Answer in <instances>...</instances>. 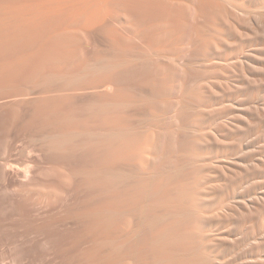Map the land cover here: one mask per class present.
I'll return each instance as SVG.
<instances>
[{
  "label": "rangeland",
  "instance_id": "rangeland-1",
  "mask_svg": "<svg viewBox=\"0 0 264 264\" xmlns=\"http://www.w3.org/2000/svg\"><path fill=\"white\" fill-rule=\"evenodd\" d=\"M81 1L82 0H0V162H1V160H4V158L6 156L5 152L8 151L9 147H11L12 145H15L17 143L16 140L18 138L24 139V144L20 143V146H21V144L22 145H28L27 141H29L30 136L35 133V131H33V130H31V128H29L30 126H32V125L41 126V125L47 123L48 121L50 123L51 122L53 123L54 118H57L56 117L57 115L55 116L51 112H48L50 109L48 108V105L45 106V102H44V100H42L43 98L46 97L45 99H49L50 96L52 97L54 95L55 89H56V91H57V89L61 91V88H63V90L61 91L62 94H59L60 91L58 92V94L55 92V95L53 97V101L51 100L52 104L55 106H57L59 103H60L59 104L60 106L62 104L61 107L59 106V108H61L60 110H62L59 113H65L64 111H67V110L70 112L71 110H73L77 106L78 107L75 108L73 111L75 112L76 109H77V111L80 110L81 106L85 105V102H88L90 97L96 95L98 92H102V89H103V91H105L104 88H97V89L94 88L93 89V87H91V85L93 84V81H96V80L98 81V80L102 79L103 76L105 77L104 73L98 74L95 72L96 73L95 74L92 72V73L88 74L86 71H84V67L87 64H95L96 63L95 58H97V56L100 53H102L103 50L106 51V49L111 48V46H112V48H115V49L117 46L118 47L117 50H119V48L121 47L120 49H121V51H124V53L126 52L124 49L128 50L126 52V53H128L129 51L130 52L132 51V47H133V49L136 48L135 45H137L139 47L141 46L140 48L139 47L136 48L139 50L141 49V52H143L142 55L143 56L145 55V57H146V59H145V57L142 56V58H144V59L143 60L141 59V62L142 61L150 62L151 63V69L146 74H144L143 72H141L140 74L138 73L139 74L138 82H140L141 80H143L145 78L146 79L150 78V81L152 83H155L158 86L160 85L159 88L160 89L162 88L161 90H163L164 93L161 92L160 96L157 95L158 97L152 93L154 95V97H153V95H151L152 98H156V99H152L151 96L148 98L149 99L151 98L152 101H150L151 99L150 100L147 99V101L148 100L150 101L151 106H152V104L156 105L157 102L159 105H161L160 107L158 105H156L157 107L154 106V108L152 106L151 110L146 109L147 111H145V113L147 112V114H148V112H149L150 114H148V115L152 116V120H151V117L149 119V116H147L148 117L147 118L145 113H143V114L141 113V115H145V118H144V116L139 115L142 117L141 120H140V118L138 119L139 116L136 119L137 123H138L137 120H139V121H141V123H144L145 126L147 127V128H145V127H143L144 125L141 124L142 125L141 127L138 126L140 128V130L143 127V129H145L147 132H150V131H152V132L150 134H148L146 131H144L146 133L144 134V136H142V140L140 141L141 144H140V142L138 144L139 146L141 145V148H139V146L137 145V148L135 147L136 148L135 151H133V150L129 151V152L133 151V155L135 157V161L133 160V162L136 164L139 163L138 164L139 166L140 165L144 166L146 163L143 164L144 162H142L143 159L145 158V156L143 157V155L146 154L145 152H147L148 154L150 153V155H148L149 156L148 160L150 161V164L152 163V165H154V163H155L156 167H157V163H158V166L159 165L161 166L163 161H165V163H163V166L165 168L171 162H173V163L175 161L179 162V160L177 161V159L178 158L180 159L181 154L183 155L182 158L184 157L183 159L181 158L183 161H185L184 159L189 157V156H191V158H193V159L187 158L186 160L189 159L190 162L195 160L194 164L199 160V162H197V163H199L198 165H200V162H201V165L198 166L199 168L204 167L206 164L207 167L205 166L203 168L204 170L202 168H200L203 171H200V169H198V168H196L197 170H192L195 166L193 164H190L191 165L190 167L191 168L193 167L191 169V171L192 172L196 171L197 173L191 174L192 172L188 171V173L193 176V178L191 176L193 181L195 179L194 185L196 182L198 183L199 180H201L200 183H198V185L196 183L197 186L195 185L194 187H196V191H197V189L200 191V192H197V195L199 196V198L202 199V201L200 199L201 203H203L202 212H203V208L205 207V205L207 203H209V204H207L208 206L206 205V207L204 208V210H205L204 212H206L207 207H208V211L204 215L206 217V220H208L209 218L212 217L210 219L212 222L210 220L206 221L207 222V228H204L205 229L204 233L209 232L208 234H210L205 240L206 241L205 245L207 244L206 248L208 251L214 250L215 253L224 254V256L222 258L224 261L230 260L229 259V257H230L231 260H234V259L236 260L239 258L237 260V262H239L240 260H242L244 258V257H242L244 251L246 252V251L250 250L251 247L244 248L246 246H243L241 248L239 247L240 249H233L231 251H230V249L234 243L235 244L239 243L243 239V236L245 235L244 232L246 230L244 229L245 231L238 232L234 235L233 234L228 235L227 234L228 231L233 233L232 230H234L235 228H237V226L242 225V224H244V226H245L246 222H247L246 227H245L246 229H248L250 227H258L259 222H260V218H258V217L264 216V199H260L261 198L260 196L264 195V111H263L264 110V53H263L264 52V19H262V17L264 18V15H263L264 14V12H263L264 11V8H263L264 7L263 6L264 0H197V1L196 0H179V2H176V3H174V2L178 1V0H175V1L172 0L173 3L170 2L171 0H169V1L168 0H163V1L161 0V2L158 0L157 1L156 0H150V4H152V5H150V4H147V5H149L148 6L149 8H150V6H152V9H149L147 6L145 7L146 4H144V2L142 3V5L144 4V8L141 4L139 5L137 3L138 4L137 6H139V7L141 6V7L140 8L138 7L139 13L135 16H133L132 12H131V9L133 7V6H131L132 0H107L108 2L106 0H105V2L103 0H94V1L88 0L90 3L87 2V0H83L82 2ZM91 1H93L94 3ZM100 1L102 2V4H100L101 3ZM133 1H134V3L137 2L135 0H133ZM142 1L143 0H141L139 2H142ZM144 1H146V0H144ZM147 1L149 2V0H147ZM164 1L167 4L169 3L170 6H169V4L166 5V3ZM230 1H231V3L236 4L237 6L243 8V9L248 8V9H246L247 11L252 9L251 11L248 12V15H246V10L241 11L238 9L239 11L243 12V14H245V15H243L242 13H240L238 11H237V13H235L236 18L238 16L240 18V20H242V21L244 20L245 25L249 21L250 28H249L248 23H247L248 26L247 25L245 26L243 23H241L242 25L239 24L240 21H239V23L237 22L239 20V18H238L236 20V22L239 24V25L237 24L238 28L235 29L236 33H234V32L232 33V31L234 29L233 30L230 29L231 27L230 26L228 27V24H227L228 22L226 23V21H225L226 19L225 20L223 19V18H225L224 14H226V12H225L226 9L229 8L228 5L230 4ZM148 2H145V3H148ZM156 2H157V4H156ZM134 3H133V5L135 7ZM83 4H87V5H83ZM94 4H95V6H94ZM105 4H106V6H105ZM155 4H156V6H155L156 8L155 7L153 8V6ZM89 5L91 6L90 8H89ZM103 5H104V7H103ZM73 6L76 8H74ZM82 6H84V7H82ZM164 6H167V7L165 8ZM101 7H103L102 8L103 11H102ZM257 7H258V9H260L262 7L261 9H263V10L260 9L258 11ZM161 8H164V9L160 10ZM104 9H107L108 11H110L109 12L110 15H108L107 14L108 11L107 10L105 11ZM144 9H145V11H144ZM254 9H255V11H254ZM155 10L158 12L159 17H158ZM127 11L128 12L130 11L129 14H127L128 13ZM102 12H106V14L102 13ZM151 12L152 13L155 12V13L152 14ZM100 13H102L103 15H101ZM148 13L150 14L149 15L150 17L147 15ZM257 13L259 15L262 13L261 14L262 16L261 15L257 16ZM89 14H91V15L89 16ZM123 14H125V15H123ZM105 15H106V17H105ZM112 15H113L114 19H113ZM122 15L125 18H122ZM141 16H142V18H141ZM146 16H148L150 19L147 18ZM154 16H156L157 18ZM243 16H245V17H243ZM101 17H103L102 20H104L102 22V24L100 23L102 21ZM98 18H99V20H98ZM95 19H97V20H95ZM260 19L262 20V22H260ZM90 20H91L92 24H91ZM123 20L125 21V23ZM126 20H128V21H126ZM157 20H158V22H157ZM222 20H224V21H222ZM97 21H100V22H97ZM139 21H140V23H139ZM163 21H165V22H163ZM245 21H247V22H245ZM95 22L99 23V24H95ZM126 22H127V25H126ZM119 23H121V24H119ZM157 23H159V24H157ZM165 23L166 24L168 23V24L165 25ZM89 24H91V25H89ZM145 25H147V26H145ZM225 27H228L229 29H227V28L224 29ZM239 27H241V28H239ZM138 29H139V31H138ZM255 29H257V30H255ZM230 30H231V33L233 35L230 32L229 33L231 35L228 32H226V31H230ZM156 31H158V33ZM166 31H167V33H166ZM220 31L222 32V35L226 32L223 35L224 37H222V38H220L221 37ZM246 31H247V33H246ZM141 34L143 37L141 36ZM124 35L127 37H125ZM146 35H147V37H146ZM161 37H163V40L161 39ZM230 37H232V38H230ZM129 38H130V40H129ZM147 39H148V41H147ZM236 39H238V40H236ZM248 40H249V42L250 41H252V42L249 43V42H247ZM260 40H262V42ZM136 41H138V43H140L141 45L140 44L138 45V43ZM235 41H236V43H238V46L235 43ZM244 41L247 43H245ZM258 41H260L261 43ZM122 42L124 45H122ZM253 42L254 43L256 42V43L254 44ZM154 43H155V45H154ZM248 43L250 45H248ZM147 44H149V45H147ZM150 44L154 48H152V47L150 48L149 47V46H151ZM203 44H204V46H203ZM245 44H247L246 45L247 47L246 46H245V48L241 47V46H244ZM160 45H161V48H160ZM207 45L208 46L210 45L209 47L211 48L209 50V52L207 51V49H209V47ZM216 45L218 47L219 46H222V48L224 47V50L220 47L218 48ZM127 46H129L128 47L129 49L127 48ZM158 46L160 48L159 50L165 51L167 53L171 52L172 55L174 54L175 56H177L179 54L178 55L179 60L181 58L182 59L180 61L179 60L178 61L181 63L176 62V64H175L174 61L170 60L169 58H168L169 60L165 59L164 57H163L164 59L162 58L163 60L160 58L161 59L160 63H162L165 66V69L164 68H163V70L161 69L162 71L160 70L161 71L160 72L157 69L158 68V66H156L157 63L155 62V60H152V58H154V57L147 55L148 52L146 53V51L149 48L151 50L152 49H158ZM259 46H262L261 49ZM122 47L124 48L123 50H122ZM155 47H157V48H155ZM205 47H207V49ZM168 48H169V50H168ZM173 48L175 49V51ZM241 48H244L245 50L241 49ZM253 48H255V49H253ZM143 49H145V50H143ZM205 49H206V51H205ZM221 49H222V51H221ZM144 51H145V53H144ZM258 51H259V53H258ZM210 52H212V53H210ZM252 52H253V54L256 53L255 55H252L253 57L251 56ZM132 53H131V55H132ZM245 53H247V54H245ZM183 54H184V56H183ZM248 54H250V55H248ZM168 55H171V54H168ZM190 55L192 56L191 60H190V57H191ZM196 55L199 56V58H197ZM220 55H221V57H220ZM246 55H248V57ZM260 55H261V57L262 56L263 57L261 58ZM193 56L194 57L196 56L195 58H197V59H195ZM206 56H208V57H206ZM245 56L247 57L248 60L246 59ZM249 56H251L250 58H252V59L249 60ZM201 57L204 59H202ZM254 57H255V59H254ZM188 58H189V60H188ZM208 58H209V60H208ZM244 60H246V61L244 63H241V61H244ZM203 61L206 63V65ZM247 61L250 63L248 64ZM228 63H229V65H228ZM246 63L248 65L252 64L251 68L248 67L246 65ZM177 64H179V65H177ZM180 64H181V66H180ZM253 64L258 65L259 66L258 69H257V67H254ZM168 65L169 66L171 65V66L169 67ZM172 66H173V68H172ZM177 66H178V68H177ZM226 66L227 67L229 66V68H226ZM245 67H248V68L246 69ZM183 68H185V69H183ZM206 68L208 69V71ZM218 68L220 69V72L222 70L224 73L223 72L219 73V71L216 72V70ZM255 68L258 71H256ZM175 69H178V70H175ZM189 69H191V71ZM205 69H206V72H205ZM227 70H229V71H227ZM244 70L246 72V75H244L245 74ZM164 71H166V72L169 71V72L168 73L165 72V74H166L165 75ZM170 71H172V72L170 73ZM212 71H214V72H212ZM261 71H263V72H261ZM174 72H175V74H174ZM180 72H182L184 74V76ZM188 73H189V75H188ZM159 74L164 75V77L166 76V78H163ZM225 74H226V77L224 76ZM94 75H96V76L98 75L99 76L98 79H96V76H94ZM185 75H187V77ZM69 78L71 80H69ZM157 78H158V80H156ZM161 78H163V82H161V80H162ZM253 78H255V79H253ZM221 79L222 80L225 79L224 80L225 82L222 81ZM209 80H210V82H209ZM67 81H69V82H67ZM203 81H204V83H202ZM217 81H219V82H217ZM221 81L224 82L225 84L229 83V85H231L232 87L230 86L229 90L225 89V87L223 88V86H225V85H223V83ZM70 82H72L75 86ZM66 83L71 85V87H69V85H67ZM163 83H165V84L162 85ZM88 84H90V85H88ZM208 84L211 85L212 87L209 86ZM65 85L68 86L69 88L68 87L65 88ZM82 85L83 86L86 85V87H83ZM168 86H169V88H168ZM75 87H77V90ZM165 87L167 90L166 89L164 90ZM170 88H171V90H170L171 92H169ZM206 88L208 91H206ZM258 88L260 91H257ZM49 89L51 92L49 91ZM69 89H70V91H71V89H73V91H71V92L67 91ZM91 89H92V91H91ZM223 90H224V92H223ZM63 91H65L66 94L68 93L71 96L73 95V97H71L69 99L70 101L69 100L66 101L67 96H66L65 92H63ZM204 91H206V92H204ZM210 92H212V93H210ZM213 92H215V94ZM219 92H220V94H217ZM221 92H223V94ZM249 92H252V93H249ZM253 92H256V94L258 93V95H256L257 98L255 97L254 99H251V95L253 94ZM166 93H168V94H166ZM230 93L232 94L231 96H230ZM43 94L44 95L46 94L45 97ZM64 94H65V96H64ZM74 94H75V96H74ZM204 94L207 96H205ZM210 94H213L214 97ZM262 94H263V96H261ZM59 95H61L62 97ZM208 95L211 97V99ZM57 96L59 97V99ZM161 96H163V97H161ZM220 96H221V98H220ZM60 97H61V99L63 97H66V98H64V100L62 101L60 99ZM182 97H183V99L188 97L189 100H191V101L193 100L195 102V104H194V102L192 101L193 105L197 106V108L193 106L192 108H195V109L190 110V111H192V113H195L193 116L195 118H192V121L194 120L195 125H193L194 123L190 122L191 126H189V127H192V129L187 127L184 131L185 136L183 138H177L178 136L181 135V133H183V131H182V128L181 129L178 128V127H180L179 121H177V123H178L177 124L175 121V117L173 116L174 117L173 118L171 116V115L175 114V110H176V107L172 106L173 105L172 101L177 100L176 98H182ZM204 97L205 98L209 97V98L205 99ZM260 97H263V99L261 98L262 101H261ZM50 99H52V98H50ZM55 99H58L59 102ZM75 99L78 101H76ZM198 99H200L199 102H201V103H198ZM202 99H205V100L203 101ZM160 100H162V102ZM170 100H171V102H170ZM222 100L224 103L222 102ZM258 101L260 102V104ZM64 102L66 103L65 105L63 104ZM206 102H207V104H206ZM166 103H168V104H166ZM171 103H172V105H171ZM254 103L256 105L259 104V106L257 105V107H255ZM75 104H76V106H75ZM150 105H149V108L151 107ZM226 105L228 108L226 107ZM253 105H254V108H252ZM169 108H171V109H169ZM178 108H179V106H178ZM213 108H215V110ZM255 108L258 109V111ZM198 109L200 110L199 112H197ZM223 109L227 110L226 113L224 112L225 110L223 111L224 112L223 114H225L224 115L225 117H223V118L226 119L225 121L224 120L223 121H224L226 127L221 128L222 129V131H221L220 129H218V125L214 124L215 122L214 123L208 122V117H209V115L212 114L211 110L213 112H219V111H222ZM194 110H195V112H193ZM151 112H152V114H151ZM153 112H156V113L159 112L158 114L154 113L158 116L156 120H155V118H153ZM229 112H230V114H229ZM259 112L262 115H260ZM160 113H161L162 117L159 116ZM236 113L239 116H236ZM48 114H50V116H53V117H50ZM204 114H207V115L205 116ZM48 116H49V118H48ZM203 117L204 118L207 117V118L202 119ZM146 119H147V121H146ZM160 119H162V120H160ZM59 121L60 120H58V122ZM152 121L153 122L155 121V123L153 124ZM93 122L94 121H92L91 123L93 124ZM201 122H203V123H201ZM230 122H232V123H230ZM60 123L62 125L65 124L62 122H60ZM227 123L229 124V126H227L228 125ZM150 124L152 126L154 125L153 127L155 128V130H153L154 128L152 126H150ZM173 125H175V126H173ZM200 125H201V127H200ZM233 125H234L235 129H234ZM65 126H66V124H65ZM95 126H96V124H95ZM95 126H94V128H95ZM171 126H173L174 128ZM230 126H231V128H230ZM75 127H74V129H77V127L76 128ZM151 127H152V130H150ZM170 127L173 129L178 128L182 132L180 131L179 135L176 132L172 133L174 130H172V132H171ZM237 127H239L240 129H237ZM243 127H245V129ZM81 128H83V127L81 126ZM81 128H79V125H78V129H81ZM90 128H92V127H90ZM168 128H169V130H168ZM95 129L97 130V128H95ZM95 129H93V131ZM156 129H158V130H156ZM165 129H167L170 132L168 133V131ZM178 129L176 130L177 132H179ZM197 129L203 130V131L201 130V136L199 133L200 131L198 132ZM205 129L207 130L206 131L207 133L205 132ZM209 129H210V131H209ZM216 129H217V132H216ZM255 129H256V131H255ZM161 130H162V132H161ZM163 130H165L166 133ZM186 130L187 131L192 130V131H188L192 134L187 133ZM238 130H240V131H238ZM242 130H243V132H242ZM230 131H231V133H230ZM195 132H197L198 134ZM203 132H204V135L207 134V136L205 135L206 137L202 136ZM170 133H172V134H170ZM186 133L189 134L190 137L188 135H186ZM208 133L211 136H208L209 135ZM222 133L224 135L225 134L226 135L224 136ZM146 134H148V136ZM153 134H154V136H153ZM160 135H163V136H160ZM164 135H166V136H164ZM194 135H197V137H195ZM236 135H237V138H236ZM256 135H257V137H256ZM145 136H147V138ZM186 136L191 138V141H193L192 140L193 137H195L197 139V141L198 140L201 141L203 137H204V139L206 138V140H205L206 142L210 138L211 139L209 140V142H207L208 145L206 142H204V139L202 140V142L195 141L197 143H202V144H198L200 146V148H199L196 145L197 143L195 144L194 141H193V143L191 142V143L185 144V142H188V140H189ZM222 136H223V139H222ZM148 137L149 138L151 137L149 139L151 142L148 140ZM161 137H163V138H161ZM207 137L209 138L208 140H207ZM253 137H254V139H253ZM184 138L185 139L187 138L188 140L187 141L184 140V142H183ZM195 138H194V140H195ZM227 138H229V139L227 140ZM178 139H181V143L182 142L184 143V145L182 144L183 146L181 145V143H177V142H180V140H178ZM215 139H217V141L218 140H222V141L227 140V141H223V142L224 143L226 142L228 145L226 143L225 144L222 143V141H221L222 144H220V141H218L219 143L216 144ZM231 139L234 140L235 142L232 141ZM25 140H27V141H25ZM146 140L148 142H145ZM163 140H164V142H163ZM175 140H177V141L175 142ZM142 141H143V143H142ZM229 141H231V142H229ZM170 142L172 143V145ZM228 142L231 144H229ZM237 142L239 143V145H237L238 144ZM150 143L152 144L153 147L150 145ZM153 143L157 148L153 145ZM156 143L157 144L161 143V147H163V148L159 149L158 147H160V146L156 145ZM164 143H166L167 145ZM209 143H211V144H209ZM145 144H147L148 146H146ZM144 145L147 147L148 150L145 149L146 147ZM186 145H187V147H185ZM176 146H178V148ZM196 146H197V148H196ZM226 146L228 149L226 148ZM235 146H236V148H237V146H239V147L241 146L244 149L240 148L241 150H238V152H240V151L241 152L237 154L236 150H234ZM170 147L172 148V150ZM184 147H185V149L186 148L188 149L187 153H186L187 149L185 150ZM88 148L89 147H85V150L89 151L90 149H88ZM151 148L153 150H150ZM154 148L158 149V150H155ZM163 150L166 152H164ZM227 150L229 152L231 150L232 152L229 153ZM242 150H244V151H242ZM193 151H196V152H193ZM129 152L127 154H129ZM140 152H142V153L144 152V153L142 154ZM157 152H158V154H157ZM173 152L176 155H173ZM176 152H178L180 154V156H178V154ZM200 152L205 156H203ZM25 153H26V155H23L20 157H14V159L17 160L19 158L18 162L19 161H20V163L23 162V164L30 160L29 162H31V164H32V167H30V171H29L30 173L28 172V174H23L24 172H22V170L20 172L18 171V169L20 170V168H18V167H17L18 168L17 169L16 167L2 168V166H0V264H68V262H69V264H83L84 262L82 260L79 261L80 257H77V256H79L80 254L83 255L84 252H82V250L84 251L85 249H88L90 247V244H92V242L90 243L86 239L88 238V240H89V238L91 237L92 234L89 235L90 231H89V234H88V231H86L87 230L86 228H88V227H86L87 225L85 226V223H84V226H82L80 221L77 220L78 221V223H77V222H75L76 220H74V218L71 219L72 217H74V215L72 214V211H73L72 209H74V211H75V209H77L76 210V212H77L79 210L76 207L77 204H78L77 205L78 207L80 206V208L83 209L84 205L90 206L89 204L92 201L94 202V203L92 202V204L95 205L96 201H97V204H99L100 202H102V200L104 201V199H101L99 197L101 199V201L99 199L94 201L95 198H92L91 199L92 201L90 200L91 202L83 199L85 196V191H86V193H88V191L92 192V190H93L92 193L95 194V193H97L98 190L96 188H93L91 190H87L84 186L85 183L82 182L81 177H76L77 176L76 173H72L73 169L81 166L80 164H82L80 162H79L80 164H78V165L74 164V163L78 162L77 161L78 159L77 160H76V158H75V160H74V158H71L72 160L66 159V161H67L66 162V161H63V158H61V157L60 158L57 157V159H56V157L51 156L50 158H48V155H46L45 153H42V152H37L34 155H30V156L28 155L27 152H25ZM88 153H90V152H88ZM162 153H163V155H162ZM194 153H197V154H195V157L192 156V155H194ZM222 153H224V154H222ZM225 153L227 154V156ZM164 154H166V156H165L166 158L164 157ZM185 154H188L189 156H187ZM190 154H192V155H190ZM228 154H229V156H228ZM241 154H244L242 159H241V156H242ZM196 155H198V156L196 157ZM201 155L203 156L204 159L199 157ZM209 155H210V157L208 159ZM216 155H217V157H216ZM221 155H223L224 157ZM239 155H240V157H239ZM141 156H142V158H141ZM169 156H170V158L173 156V158L170 159ZM177 156H178V158H177ZM156 157H158V158H156ZM226 157H228V158L226 159ZM51 158L52 159L55 158L56 160L54 161ZM89 158H90V156H89ZM146 158H145V160H146ZM175 158H177V159H175ZM219 158L222 159L223 161L222 160L217 161V159H219ZM246 158H248L249 165H248V163H245V162H247ZM243 159H246V160H243ZM251 159H253L254 162L251 161ZM64 160H65V158H64ZM92 160H93L92 161L93 164L98 162V159H95V160L92 159ZM182 160H181V163H185ZM70 161H72V162H70ZM111 161H114V160L112 159ZM235 161L237 162V164L235 163ZM208 162H210V163L208 164ZM84 163L90 164L88 162H84ZM114 163H115V161H114ZM189 163L187 161V163H186L187 166L189 165ZM222 163H223V166H220L219 164L222 165ZM87 164L86 165L84 164L83 167L84 166L86 167ZM226 164H228V165H226ZM240 164H241V167H239ZM257 164H258V166H257ZM94 165L97 166V164H94ZM98 165H99V163H98ZM172 165H169V166H172ZM224 165H225V167H224ZM90 166H92V163L90 164ZM90 166H89V168H91ZM219 166L222 167V169ZM226 166L227 167L229 166V167L227 168ZM255 166H256V168H255ZM196 167H197V164H196ZM223 167H224V169H223ZM233 167H235V168H233ZM258 167H259V169H258ZM260 167H262V168H260ZM12 168H14V169H12ZM86 168H88V167H86ZM226 168H227V170H226ZM187 169H189V167H187ZM219 169H220V171H219ZM239 169L241 170V172ZM260 169H262V170H260ZM76 171H77V169H76ZM76 171H74V172H76ZM223 172H225L226 174H224ZM239 172H240V174H239ZM236 174H238V175L243 174V176H248V174H249L248 177L250 178V180L248 177H247V180H249L251 182L246 181L244 183L245 186L241 185V187L236 188V190L234 191V189H232L230 187V181L229 180H231L233 177L238 178L239 176ZM251 174L252 175L254 174L253 175L254 177ZM25 175H26V177H25ZM28 175H29V177H27ZM74 175H76V176H74ZM202 175L204 176L203 178L205 180L199 179V178H202ZM228 176H229V178H228ZM196 178H198V179L196 180ZM192 179H190V180H192ZM253 179H254V181H253ZM256 182L258 185L256 184ZM222 183L224 184V186ZM228 183H229V185H227ZM78 184L81 188L78 186ZM202 184H204V185H202ZM205 185H207V186H205ZM82 186L84 188H82ZM87 186L89 187V185H86V187ZM202 186H204V188ZM242 186H243V188L244 187L245 188L243 189ZM78 187H79V190H78ZM197 187H199V188H197ZM200 188H201V190H200ZM213 188H215L216 190L214 189L215 190L214 191ZM217 188L219 189L218 191H217ZM81 189H83V190L85 189L84 192H83V190L81 191ZM94 189H96V192H94L95 191ZM238 189H240V190H238ZM250 189L251 190L254 189L255 191L258 189L256 191L258 193L255 192L256 193L255 196L257 198L256 197H254L255 199L252 198L254 196L253 194H255V193H249ZM231 190H233L234 193L236 192L235 193L236 195L232 194L233 191L230 194ZM70 192L71 193L73 192V193L71 194ZM75 192H76L75 195L78 197H76L74 195ZM80 193H82V195H84V196H82ZM92 193L87 194V196H85V199L86 198L90 199V197L88 195H90L92 197ZM245 193L246 194L248 193V194L246 195ZM98 194H100L99 191H98ZM245 195L246 196L249 195V197H246L249 199H250V196L253 195L251 197L253 202H251V199L248 200V199L244 198ZM216 196L217 197L219 196L220 198L219 197L217 198ZM70 197H72V198L75 197V199H72V198L70 199ZM95 197L98 198L97 195ZM204 197L210 201H208L206 199V201H207L206 202ZM211 197L213 198V200ZM258 197H260V198H258ZM228 198H229V200H228ZM262 198H263V196H262ZM82 199H83V201H86V202H83ZM230 199H231V201H230ZM241 199L243 200V202L241 201ZM244 199L246 201L248 200L247 204H248L250 209H248V206H246L247 204H245L246 201ZM79 200H81V201H79ZM98 201H100V202L98 203ZM87 202H89V204H87ZM237 202H239V203L237 204ZM83 203H84V205H83ZM217 203H219V204H217ZM224 203H225V205H223ZM226 203L227 204L229 203L228 206ZM71 204L72 205L74 204L73 205L74 208L73 207L71 208V206H72ZM212 204H213V206H212ZM240 204L242 205V207L240 206ZM209 205H210V207H209ZM218 205H219V207H218ZM92 206L93 205H91L90 207H92ZM228 207L230 208V211H229ZM85 208L87 209V207H85ZM85 208H84V210H85ZM224 208H225V210H224ZM260 208H262V209H260ZM69 209H71V212ZM81 209H80V211H82ZM233 209H234V211H233ZM241 210H243L244 215L242 214ZM210 211L213 212L212 213L213 216L211 215ZM202 212H201V214H202ZM235 212H237V214ZM259 212H261V213H259ZM73 213L75 214V212H73ZM207 213H208V216H206ZM239 213H241V214H239ZM249 213L251 214V218H250ZM209 214L211 215V217ZM222 214H224L225 216ZM252 214H254V215H252ZM229 215H232L231 216L232 219L229 218L230 217ZM241 215H243V218L242 217L240 218ZM245 215H247L248 217H245ZM220 216L222 217V219ZM238 216H239V218H238ZM226 217H228L229 219H227ZM128 218H130V217H127V218L125 217V220L123 218L120 222V224H121L120 226L123 227L125 225L124 228L130 229V227H131V229H133L134 226L136 225V224H133L135 221L134 220L131 221L132 218L131 219H128ZM67 219H70V221H68ZM203 219L205 221V218H203ZM240 219H241V221H240ZM122 221H124L123 222L124 224L122 223ZM230 222L232 225L231 227H230ZM69 223H70V225H69ZM82 224H83V222H82ZM233 224H234V226H233ZM74 226H75V229L73 228ZM209 226H211L210 229L208 228ZM225 226H227V227H225ZM217 227H218V229H217ZM232 227H234V228H232ZM71 229H73V230H71ZM220 230H221V233H219ZM71 231H72V233H71ZM223 231H225V232H223ZM214 232L217 234L219 233V234L217 235ZM79 235H81V236H79ZM82 235H83L84 240L82 238ZM218 236L221 238H219ZM226 237L229 238L228 240L233 241V242L235 241V242L234 243L233 242L228 243L227 239H223ZM238 237H240L239 240H237ZM80 238H82V239H80ZM230 238L231 239L237 238V239L231 240ZM77 239H78V241H77ZM71 240H73V242H71ZM82 240L85 241V243L81 242ZM210 240H212V241H210ZM79 242H81V244H82L81 246H79L80 245ZM209 242H212V243H209ZM216 242H217V244H216ZM69 243L71 244V246H69L70 245ZM83 243H84V245H83ZM72 245H73V247H72ZM217 246H218V248H217ZM228 246H229V248H225ZM68 248L70 249V251L68 250ZM225 250H227V251H225ZM236 250H237V252L239 251V253H237ZM240 250H241V254H240ZM72 251L77 253V254L79 253V255L76 254L77 255L76 256L75 253H73ZM222 251H224V252H222ZM234 253L237 256L236 255L234 256ZM82 255H80V256L82 257ZM72 256H75V257H73L74 259L71 258ZM70 261L73 263H71ZM81 262H83V263H81Z\"/></svg>",
  "mask_w": 264,
  "mask_h": 264
},
{
  "label": "bare ground",
  "instance_id": "bare-ground-1",
  "mask_svg": "<svg viewBox=\"0 0 264 264\" xmlns=\"http://www.w3.org/2000/svg\"><path fill=\"white\" fill-rule=\"evenodd\" d=\"M83 1V0H82ZM81 1V2H82ZM90 1V0H89ZM88 0H87V2H89ZM94 1V0H93ZM93 1H91V2H93ZM104 2H105V0H103ZM107 1V0H106ZM135 1H137V2H135L134 3V1L132 0V5L131 6H133L132 7V9H131V12H132V15L133 16H135V15H137L139 12H138V7L139 6H137L138 4L140 5H142V3L144 2V4H146L145 5V7L147 6H149V5H147V4H150V0H149V2L146 0V1H142V2H139V1H141V0H135ZM157 1V0H156ZM158 1H160L161 2V0H158ZM163 1V0H162ZM169 1V0H168ZM173 1H175V0H173ZM197 1V0H196ZM85 2V1H84ZM101 2V1H100ZM108 2V1H107ZM145 2H148V3H145ZM152 2V1H151ZM159 2V3H160ZM165 2V1H164ZM170 2H172V0L170 1ZM176 2H179V0L178 1H175L174 3H176ZM257 2V1H256ZM86 3V2H85ZM90 3V2H89ZM94 3V2H93ZM133 3L135 4V7H134V5H133ZM138 3V4H137ZM163 3V2H162ZM166 3V2H165ZM173 3V2H172ZM92 4V3H91ZM100 4H102V2L100 3ZM99 4V5H100ZM144 4L142 5L143 6V8H144ZM156 4H157V2H156ZM156 4L153 6V8L156 6ZM169 4V3H168ZM167 3H166V5H168ZM255 4V3H254ZM83 5H87V4H83ZM150 5H152V4H150ZM174 5V4H173ZM260 5V4H259ZM94 6H95V4H94ZM102 6V5H101ZM105 6H106V4H105ZM158 6V5H157ZM169 6H170V4H169ZM172 6V5H171ZM229 6V8L228 9H226V14H222L225 18H223L225 21H226V23L228 24V27L230 26L231 28L230 29H234L233 31H232V33L234 32V33H236L235 32V29H237L238 28V25L239 24H241V23H243L244 24V20L242 21V20H240V18L237 16V18H236V14L235 13H237V11L238 12H240V13H242L243 14V12H241V11H245L246 9H248V8H241V7H239V6H237L236 4H233V3H231V1H230V4L228 5ZM247 6V5H246ZM263 6H264V4H263ZM74 7V6H73ZM72 7V8H73ZM82 7H84V6H82ZM91 6L89 5V8H90ZM103 7H104V5H103ZM103 7H101V9L103 8ZM141 7V6H140ZM139 7V8H140ZM165 8L167 7V6H164ZM249 7V6H248ZM74 8H76V7H74ZM88 8V9H89ZM106 8V7H105ZM149 8V7H148ZM156 8V7H155ZM251 8V7H250ZM262 8V7H261ZM260 8V9H261ZM264 8V7H263ZM146 9V8H145ZM145 9H144V11H145ZM149 9H152V6H150V8ZM162 9H164V8H161L160 10H162ZM241 10V11H239V10ZM257 9H258V7H257ZM260 9H258V11L260 10ZM105 11L107 10V9H104ZM157 10V9H156ZM155 10V11H156ZM252 9H250L249 11H251ZM261 10H263V9H261ZM102 11H103V9H102ZM108 11V10H107ZM249 11H247L246 10V15H248V12ZM254 11H255V9H254ZM87 12V11H86ZM110 11H108V15H110V13H109ZM126 12V11H125ZM128 12V11H127ZM130 12V11H129ZM129 12L127 13V14H129ZM160 12V11H159ZM264 12V11H263ZM90 13V12H89ZM102 13H105L106 14V12H102ZM102 13H100L101 15H103ZM145 13V12H144ZM147 13V12H146ZM152 13V12H151ZM153 13H155V12H153ZM152 13V14H153ZM156 13H157V15H158V12L156 11ZM245 13V12H244ZM260 13V12H259ZM194 14V13H193ZM241 14V15H242ZM262 14V13H261ZM260 14V15H261ZM91 14H89V16H90ZM123 15H125V14H123ZM123 15H122V18H125V17H123ZM148 16L150 15L149 13L147 14ZM155 15V14H154ZM221 15V14H220ZM238 15V14H237ZM243 15H245V14H243ZM258 13H257V16H260ZM264 15V14H263ZM127 16V15H126ZM144 16V15H143ZM148 16H146L147 18H149ZM235 16V17H234ZM262 16V15H261ZM88 17V16H87ZM86 17V18H87ZM94 17V16H93ZM104 17V16H103ZM103 17H101V20H102V18ZM105 17H106V15H105ZM104 17V18H105ZM109 17V16H108ZM112 17H113V15H112ZM145 17V16H144ZM154 17H156V16H154ZM158 17H159V15H158ZM161 17V16H160ZM163 17V16H162ZM166 17V16H165ZM222 17V16H221ZM227 17V18H226ZM243 17H245V16H243ZM90 18V17H89ZM96 18V17H95ZM100 18V17H99ZM99 18H98V20H99ZM141 18H142V16H141ZM140 18V19H141ZM157 18V17H156ZM195 18V17H194ZM236 18V19H235ZM239 18V20L237 21L238 23H239V21H240V23L238 24L237 22H236V20ZM259 18V17H258ZM107 19V18H106ZM110 19V18H109ZM108 19V20H109ZM112 19V18H111ZM113 19H114V17H113ZM139 19V18H138ZM150 19V18H149ZM167 19V18H166ZM244 19V18H243ZM262 19H264L263 17H262ZM92 20V19H91ZM91 20H90V22H91ZM95 20H97V19H95ZM224 20H222V21H224ZM104 20H102L101 22L100 21H97V22H100L101 24H102V22H103ZM121 21V20H120ZM124 21V20H123ZM126 21H128V20H126ZM144 21V20H143ZM146 21V20H145ZM167 21V20H166ZM220 21V20H219ZM221 21V22H222ZM259 21V20H258ZM94 22V21H93ZM157 22H158V20H157ZM163 22H165V21H163ZM169 22V21H168ZM245 22H247V21H245ZM260 22H262V20L260 19ZM124 23H125V21H124ZM139 23H140V21H139ZM150 23V22H149ZM152 23V22H151ZM220 23V22H219ZM223 23V22H222ZM248 23V25H249V21L247 22ZM247 23H246V25H247ZM251 23V22H250ZM88 24V23H87ZM91 24H92V22H91ZM91 24H89V25H91ZM94 24V23H93ZM95 24H99V23H96L95 22ZM119 24H121V23H119ZM123 24V23H122ZM143 24V23H142ZM141 24V25H142ZM157 24H159V23H157ZM168 24V23H167ZM166 23H165V25H167ZM238 24V25H237ZM106 25V24H105ZM124 25V24H123ZM126 25H127V22H126ZM137 25V24H136ZM223 25V24H222ZM225 25V24H224ZM242 25V24H241ZM245 25V24H244ZM245 25V26H246ZM247 25V26H248ZM145 26H147V25H145ZM144 26V27H145ZM151 26V25H150ZM227 26V25H226ZM252 26V25H251ZM228 27H225L224 29H229ZM141 28V27H140ZM143 28V27H142ZM239 28H241V27H239ZM249 28H250V25H249ZM241 30V29H240ZM255 30H257V29H255ZM129 31V30H128ZM138 31H139V29H138ZM153 31V30H152ZM223 31V30H222ZM238 31V30H237ZM157 33H158V31H156ZM225 32V31H224ZM226 32H230L231 33V30L230 31H226ZM225 32V33H226ZM239 32V31H238ZM147 33V32H146ZM166 33H167V31H166ZM220 33H221V37L220 38H222V37H224L223 35L225 34H223L222 35V32L220 31ZM229 33V34H230ZM231 33V34H232ZM246 33H247V31H246ZM156 34V33H155ZM160 34V33H159ZM162 34V33H161ZM230 34V35H231ZM134 35V34H133ZM150 35V34H149ZM164 35V34H163ZM233 35V34H232ZM245 35V34H244ZM248 35V34H247ZM125 36V35H124ZM141 36H142V34H141ZM145 36V35H144ZM160 36V35H159ZM219 36V35H218ZM262 36V35H261ZM125 37H127V36H125ZM143 37V36H142ZM146 37H147V35H146ZM158 37V36H157ZM226 37V36H225ZM228 37V36H227ZM240 37V36H239ZM245 37V36H244ZM137 38V37H136ZM156 38V37H155ZM165 38V37H164ZM230 38H232V37H230ZM142 39V38H141ZM161 39L163 40V37H161ZM239 39V38H238ZM238 39H236V40H238ZM243 39V38H242ZM241 39V40H242ZM246 39V38H245ZM129 40H130V38H129ZM138 40V39H137ZM147 41H148V39H147ZM151 41V40H150ZM240 41V40H239ZM238 41V42H239ZM261 42H262V40H260ZM260 41H258V42H260ZM137 43H138V41H136ZM144 42V41H143ZM152 42V41H151ZM245 42V41H244ZM247 42H249V40L247 41ZM247 42H245V43H247ZM250 42H252V41H250ZM249 42V43H250ZM260 42V43H261ZM121 43V42H120ZM142 43V42H141ZM153 43V42H152ZM151 43V44H152ZM161 43V42H160ZM159 43V44H160ZM235 43H236V41H235ZM248 43V45H250ZM254 43V42H253ZM256 43V42H255ZM254 43V44H255ZM259 43V44H260ZM119 44V43H118ZM140 43H138V45H139ZM150 44V45H151ZM237 44V46H238V43H236ZM252 44V43H251ZM258 44V45H259ZM263 44V43H262ZM122 45H124L123 44V42H122ZM121 45V46H122ZM130 45V44H129ZM141 45V44H140ZM147 45H149V44H147ZM154 45H155V43H154ZM231 45V44H230ZM247 44H245L244 46H241V47H244L245 48V46H246ZM257 45V46H258ZM144 46V45H143ZM142 46V47H143ZM203 46H204V44H203ZM206 46V45H205ZM208 46V45H207ZM210 46V45H209ZM208 46V47H209ZM217 46V45H216ZM240 46V45H239ZM256 46V47H257ZM263 46V45H262ZM262 46H259L260 47V49H261V47ZM125 47V46H124ZM129 46H127V48H128ZM135 47L137 48V47H139V46H137V45H135ZM141 47V46H140ZM139 47V48H140ZM147 47V46H146ZM150 48L152 47V45L151 46H149ZM218 47V46H217ZM220 48H222V46H219ZM218 47V48H219ZM247 47V46H246ZM255 47V48H256ZM258 47V48H259ZM117 46H116V49L115 48H112V46H111V48H108V49H106V51H102V53H100L98 56H97V58H95L96 59V63L95 64H87L85 67H84V71H86L88 74H90V73H104V75H105V77L103 76V78L102 79H100V80H96V81H93V84L91 85V87H93V89L95 88V89H97V88H104L105 89V91H103V89H102V92H98L96 95H94V96H92V97H90L89 98V101L88 102H85V105H83V106H81V108H80V110H78L77 111V109H76V111L74 112L73 110L75 109V108H77V107H75L73 110H71L70 112L67 110V111H64L65 113H59V112H61L62 110H60L61 108H59V104L57 105V106H55V105H53L52 104V101H53V97H54V95H55V92L58 94V92L60 91V90H58L57 89V91H56V89H55V92H54V95L51 97L50 96V98H52V99H45L46 97H45V95H44V97L45 98H43L42 100H44V102H45V106L46 105H48V108L50 109L48 112H51L53 115H57L56 117L57 118H54V122L52 123H50L49 121L47 122V123H45V124H43V125H41V126H36V125H32V126H30L29 128H31V130H33V131H35V133L33 134V135H31L30 136V140L29 141H27V140H25V141H27V144L28 145H22L21 144V146H20V143H23L24 144V139H21V138H18L16 141H17V143L15 144V145H12L11 147H9V149H8V151H6L5 152V154H6V156H5V158H4V160H1V162H0V166H2V168H9V167H18V168H20V170L18 169V171L20 172L21 170H22V172H24L23 174H28V172L30 171V167H32V164H31V162H29V161H27L26 163H24L23 164V162H21L20 163V161L18 162V160H19V158L16 160V159H14V157H20V156H23V155H26V153L25 152H27L28 153V155L30 156V155H34L35 153H37V152H42V153H45L46 155H48V158H50L51 156H53V157H56V159H57V157H61V158H63V161H66V159H71V158H74V160H75V158H76V160L78 161V162H76V163H74V164H76V165H78V164H80V163H84V162H88V163H92V166H90V164H87V163H84L85 165L87 164V166L86 167H88V168H86L85 166L83 167V165L82 164H80L81 166H79V167H77V168H75V169H73V172L72 173H76V175H74V176H76V177H81V179H82V182H84L85 184H84V186H85V188L87 189V190H91V189H93V188H96L98 191H99V193L100 194H98V191H97V193H95L96 195H97V197L98 198H96L95 196V194H93L92 192H93V190H92V192H89L88 191V193H86V191H85V196H87V194H91L92 193V197L90 196V195H88L89 197H90V199L89 198H86L85 199V196L84 195H82V193H80L82 196H84V200H88V201H90L92 198H95V200L94 201H96L97 199H99L100 201H101V199H104V201L102 200V202H100V201H98V203L99 204H97V201H96V203H95V205L94 204H92V202L89 204V202H87V204H89L90 206L91 205H93L92 207H90V206H85L84 205V203H83V205H84V207H83V209H81L80 208V206L78 207L76 204V207L79 209L77 212H76V210L77 209H75V211H74V209H72L73 211H72V214L74 215V217H72L71 219H73L74 218V220H76L75 222H77L78 223V221H80L81 222V225L82 226H84V223H85V226L86 227H88V228H86L87 230L86 231H88V234H89V231H90V234L89 235H91V237L89 238V240H88V238L86 239L87 241H89L90 243L92 242V244H90V247L88 248V249H85L84 251L82 250V252H84V254L82 255V254H80V255H82V257L79 255V253L77 254V253H75V252H73V253H75V255L77 254V255H79V256H77V257H80V260L79 261H83V262H81V263H83V264H264V216H262V217H258V218H260V222H259V225H258V227H250V228H248V229H246L245 227H246V224H247V222H246V224H245V226H244V224H242V225H239V226H237V228H235L234 230H232V232L233 233H231L230 231H228V235H234V234H236V233H238V232H243V231H245L244 233H245V235L243 236V239L239 242V243H234L233 241H230V240H228L229 238H223V239H227V242L229 243V242H233L234 244L232 245V247H231V249H230V251L231 250H233V249H240L241 247H243V246H246V247H244V248H247V247H251L250 248V250H248V251H244V253H243V255H242V257H244L242 260H240L239 262H237V260L239 259L238 257V259H234V260H231V258L229 257V259L231 260H228V261H224L222 258H223V256H224V254H218V253H215L214 252V250H210V251H208L207 250V248H206V246H207V244L205 245V240H206V238L210 235V234H208L209 232H207V233H204L205 232V229L204 228H207V222L206 221H208V220H210L212 217H211V215H212V213L213 212H211V215H210V217L211 218H209L208 220H206V217L204 216L205 215V213L208 211V207H207V210H206V212H204L205 210H204V208L206 207V205L207 204H209V203H207L206 205H205V207L203 208V212H202V205H203V203H201V201H202V199L201 198H199V196L197 195V192H200L198 189H197V191H196V187H194L195 185H196V183H195V185H194V182H195V179H194V181H193V176L191 175V174H196L197 172L196 171H194V172H192L191 171V169L193 168H191L190 166V164H193L195 167L192 169V170H197L196 168H198V169H200V168H204L205 166H206V164H205V166L204 167H198V166H200L201 165V162H200V165H198L199 163H197V162H199V160L194 164V162H195V160H193V161H189V159L188 160H186L187 158H190V159H193V158H191V156H189L188 154H185V155H187V156H189V157H187V158H185L184 160L185 161H183L182 159L184 158H182V154H181V156H180V154L178 153V152H176L177 154H178V156H180V159L183 161V162H185V163H181V160L178 158V156H177V158H175V159H177V161L179 160V162H171V163H169L167 166H166V168L163 166V163H165V161H163V163L161 164V166L159 167L158 166V163H157V167H156V165H155V163H154V165H152V163L150 164V161L148 160L149 159V156L148 155H150V153L148 154L147 152H145L146 154H144L143 155V157L145 156V158H146V160H145V158L143 159V161L142 162H144L143 164H145L144 166H142V165H138L139 163H134L133 162V160L135 161V157H134V155H133V151H135V149L137 148V145L139 144V142L142 140V136H144V134L147 132L145 129H143V127H145V128H147L146 126H145V124L144 123H141V121H139V120H137L138 121V123L136 122V119H137V117L139 116V115H141V113L143 114V113H145V111H147L146 109H149V110H151V108H152V106H153V108H154V106H156V105H158L159 107L161 106V105H159L158 104V102H157V104L156 105H153L152 104V106L150 105V101H152V99H156V98H152V96L151 95H159L160 96V94H161V92L162 93H164L163 92V90H161L160 88H159V86L158 85H156L155 83H152L151 81H150V78H145V79H143V80H141L140 82H138V76H139V74L141 73V72H143L144 74H146L147 72H149L150 71V69H151V63L150 62H148V61H142L141 62V59L143 60L144 58H142V53L143 52H141V49L139 50V49H133V47H132V51L129 53H126L128 50H126V49H124L123 47H122V50L124 49L126 52L124 53V51H121V47L119 48V50H117ZM126 48V47H125ZM131 48V47H130ZM148 48V47H147ZM148 49L147 51H146V53H147V55H149V56H151V57H154V58H152V60H155V62L157 63V65L156 66H158V70L160 71L161 69L163 70V68L165 69V66L162 64V63H160V60L164 57L165 59H167V60H173L174 61V63L176 64V62L177 63H181V62H179L180 60H179V57H178V55L177 56H175L174 54L172 55V53L170 52V53H167V52H165V51H162V50H159L160 48H161V45H160V48H159V46H158V49ZM152 48H154V47H152ZM155 48H157V47H155ZM167 48V47H166ZM165 48V49H166ZM206 49H207V47H205ZM237 48V47H236ZM244 48H241V49H244ZM255 48H253V49H255ZM257 48V49H258ZM129 49V48H128ZM164 49V50H165ZM174 49V48H173ZM206 49H205V51H206ZM211 48L209 47V49H207V51L209 52V50H210ZM223 50H224V47L222 48ZM222 49H221V51H222ZM238 49V48H237ZM251 49V48H250ZM263 49V48H262ZM143 50H145V49H143ZM168 50H169V48H168ZM167 50V51H168ZM179 50V49H178ZM204 50V49H203ZM245 50V49H244ZM249 50V49H248ZM134 51V52H133ZM174 51H175V49H174ZM195 51V50H194ZM243 51V50H242ZM133 52V53H132ZM249 52V51H248ZM255 52V51H254ZM263 52V51H262ZM131 53H132V55H131ZM144 53H145V51H144ZM194 53V52H193ZM198 53V52H197ZM205 53V52H204ZM203 53V54H204ZM210 53H212V52H210ZM238 53V52H237ZM243 53V52H242ZM258 53H259V51H258ZM264 53V52H263ZM168 54H171V55H168ZM199 54V53H198ZM197 54V55H198ZM220 54V53H219ZM245 54H247V53H245ZM256 54V53H255ZM255 54H253V52H252V54H251V56L252 55H255ZM132 57H131V56ZM194 55V54H193ZM196 55V56H197ZM205 55V54H204ZM207 55V54H206ZM248 55H250V54H248ZM248 55H246L247 57H248ZM181 56V55H180ZM183 56H184V54H183ZM191 56V55H190ZM189 56V57H190ZM195 56V57H196ZM245 56V57H246ZM251 56H249V60L250 59H252V58H250ZM258 56V55H257ZM143 57H145V55L143 56ZM150 57V58H151ZM194 57V56H193ZM194 57V58H195ZM204 57V56H203ZM206 57H208V56H206ZM220 57H221V55H220ZM247 57H246V59H247ZM253 57V56H252ZM256 57V56H255ZM255 57H254V59H255ZM259 57V56H258ZM257 57V58H258ZM260 57H261V55H260ZM263 57V56H262ZM261 57V58H262ZM148 58V57H147ZM161 58V59H160ZM163 58V59H164ZM169 58V59H168ZM193 58V59H194ZM197 58H199V56H197ZM197 58H195V59H197ZM202 58V57H201ZM145 59H146V57H145ZM162 59V60H163ZM192 59V56L190 57V60ZM194 59V60H195ZM202 59H204V58H202ZM207 59V58H206ZM241 59V58H240ZM260 59V58H259ZM179 60V61H178ZM188 60H189V58H188ZM208 60H209V58H208ZM239 60V59H238ZM242 60V59H241ZM248 60V59H247ZM240 61V60H239ZM246 60H244V61H241V63H244ZM252 61V60H251ZM256 61V60H255ZM164 62V61H163ZM170 62V61H169ZM204 62V61H203ZM253 62V61H252ZM205 63V62H204ZM247 63L249 64L250 62H248L247 61ZM246 63V65L248 66V67H250L251 68V66H252V64L251 65H248ZM170 64V63H169ZM203 64V63H202ZM177 65H179V64H177ZM205 65H206V63H205ZM228 65H229V63H228ZM245 65V66H246ZM169 66V65H168ZM171 66V65H170ZM169 66V67H170ZM180 66H181V64H180ZM231 66V65H230ZM253 66L254 67H257V69H258V65H256V64H253ZM261 66V65H260ZM155 67V66H154ZM248 67H245L246 69L248 68ZM263 67V66H262ZM156 68V67H155ZM172 68H173V66H172ZM177 68H178V66H177ZM222 68V67H221ZM226 68H229V66L227 67L226 66ZM225 68V69H226ZM168 69V68H167ZM183 69H185V68H183ZM207 69V68H206ZM206 69H205V72H206ZM244 69V68H243ZM245 69V70H246ZM256 69V68H255ZM256 69V71H258ZM161 70V71H162ZM175 70H178V69H175ZM190 71H191V69H189ZM188 70V71H189ZM245 70H244V72H245ZM157 71V70H156ZM160 71V72H161ZM174 71V70H173ZM207 71H208V69H207ZM217 71H219V73H221V72H223L222 70H221V72H220V69L218 68L217 70H216V72ZM227 71H229V70H227ZM241 71V70H240ZM255 71V70H254ZM85 72V73H86ZM165 72L166 71H164V74H165ZM169 72V71H168ZM168 72H166V73H168ZM172 71H170V73H171ZM212 72H214V71H212ZM253 72V71H252ZM261 72H263V71H261ZM95 73V74H96ZM107 75H106V74ZM139 73V74H138ZM156 73V72H155ZM180 73H182V72H180ZM179 73V74H180ZM191 73V72H190ZM218 73V74H219ZM224 73V72H223ZM229 73V72H228ZM174 74H175V72H174ZM183 74V73H182ZM187 74V73H186ZM227 74V73H226ZM226 74L224 75L225 77H226ZM254 74V73H253ZM260 74V73H259ZM93 75V74H92ZM157 75V74H156ZM160 75V74H159ZM166 75V74H165ZM188 75H189V73H188ZM244 75H246V72H245V74ZM257 75V74H256ZM255 75V76H256ZM94 76H96V75H94ZM144 76V75H143ZM153 76V75H152ZM160 76H162L163 78H166V76L164 77V75H160ZM180 76V75H179ZM183 76H184V74H183ZM186 77H187V75H185ZM98 75L96 76V79H98ZM142 77V76H141ZM258 77V76H257ZM94 78V77H93ZM144 78V77H143ZM154 78V77H153ZM163 78H161L162 80H161V82H163ZM141 79V78H140ZM149 79V80H148ZM253 79H255V78H253ZM69 80H71L70 78H69ZM93 80V79H92ZM153 80V79H152ZM155 80V79H154ZM156 80H158V78L156 79ZM165 80V79H164ZM219 80V79H218ZM222 80V79H221ZM225 80V79H224ZM224 80H222V81H224ZM257 80V79H256ZM259 80V79H258ZM221 81V82H222ZM67 82H69V81H67ZM159 82V81H158ZM157 82V83H158ZM209 82H210V80H209ZM217 82H219V81H217ZM225 82V81H224ZM224 82H222L223 83V85H225V86H223V88L225 87V89H227V90H229V88H230V86L231 85H229V83H224ZM70 83H72V82H70ZM202 83H204V81L202 82ZM206 83V82H205ZM221 83V84H222ZM67 85H69L68 83H66ZM73 84V83H72ZM165 83H163L162 85H164ZM201 84V83H200ZM199 84V85H200ZM231 84V83H230ZM74 85V84H73ZM88 85H90V84H88ZM206 85V84H205ZM209 85V84H208ZM220 85V84H219ZM75 86V85H74ZM83 86V85H82ZM171 86V85H170ZM209 86H211V85H209ZM66 87H68V86H66L65 85V88ZM69 87H71V85H69ZM68 87V88H69ZM81 87V86H80ZM83 87H86V85L85 86H83ZM88 87V86H87ZM163 87V86H162ZM203 87V86H202ZM201 87V88H202ZM212 87V86H211ZM232 87V86H231ZM255 87V86H254ZM76 88V90H77V87H75ZM79 88V87H78ZM168 88H169V86H168ZM172 88V87H171ZM171 88L169 89V92H171L170 90H171ZM210 88V87H209ZM208 88V89H209ZM253 88V87H252ZM251 88V89H252ZM257 88V87H256ZM84 89V88H83ZM82 89V90H83ZM166 89V87L164 88V90ZM178 89V88H177ZM203 89V88H202ZM233 89V88H232ZM63 90V88H61V91ZM65 90V89H64ZM167 90V89H166ZM180 90V89H179ZM205 90V89H204ZM212 90V89H211ZM210 90V91H211ZM47 91V90H46ZM49 91H50V89H49ZM61 91L59 92V94H62L61 93ZM67 91H70V89L69 90H67ZM71 91H73V89H71ZM70 91V92H71ZM79 91V90H78ZM91 91H92V89H91ZM94 91V90H93ZM206 91H208L207 90V88H206ZM206 91H204V92H206ZM222 91V90H221ZM226 91V90H225ZM257 91H260L259 90V88H258V90ZM51 92V91H50ZM63 92H65V91H63ZM69 92V93H70ZM223 92H224V90H223ZM223 92H221L222 94H223ZM94 93V92H93ZM153 93V94H152ZM209 93V92H208ZM207 93V94H208ZM210 93H212V92H210ZM214 94H215V92H213ZM226 93V92H225ZM249 93H252V92H249ZM42 94V93H41ZM49 94V93H48ZM65 94H66V92H65ZM65 94H64V96H65ZM68 94V93H67ZM66 94V96H67V98L66 97H63L62 99H61V95H59V96H61L60 97V99L63 101L64 100V98H66L67 100L66 101H68L71 97H73V95L71 96L70 94H68L67 95ZM73 94V93H72ZM76 94V93H75ZM75 94H74V96H75ZM166 94H168V93H166ZM217 94H220V92L219 93H217ZM227 94V93H226ZM247 94V93H246ZM77 95V94H76ZM91 95V94H90ZM154 95H153V97H154ZM165 95V94H164ZM205 95V94H204ZM210 95H212L213 96V94H210ZM229 95V94H228ZM232 94L230 93V96H231ZM234 95V94H233ZM251 95V94H250ZM256 95H258V93L256 94V92H253V94L251 95V99H254L255 97H256ZM151 96V100L148 98V97H150ZM205 96H207V95H205ZM209 96V95H208ZM261 96H263V94L261 95ZM58 97V96H57ZM78 97V96H77ZM76 97V98H77ZM158 97V96H157ZM161 97H163V96H161ZM160 97V98H161ZM210 97V96H209ZM208 97V98H209ZM214 97V96H213ZM227 97V96H226ZM248 97V96H247ZM259 97V96H258ZM84 98V97H83ZM200 98V97H199ZM202 98V97H201ZM205 98V97H204ZM207 98V97H206ZM205 98V99H206ZM207 98V99H208ZM220 98H221V96H220ZM232 98V97H231ZM257 98V97H256ZM263 99V97H260V99ZM58 99H59V97H58ZM58 99H55V100H57L58 101ZM147 99H149L148 101H147ZM177 100H174V101H172V103H173V105H172V103H171V105L173 106V107H176V110H175V114H173V115H171L172 117L174 116L175 117V121H176V123H177V121H179V125H180V127H178L177 125V127L179 128V129H181L182 128V131H183V133H181V135L180 136H178L177 138H183L184 136H185V129L188 127V128H191L192 129V127H189V126H191L190 125V122H192V123H194L193 125H195V122H194V120L192 121V118H195V117H193L194 116V114L195 113H192V111H190L191 109L193 110V109H195V108H192L194 105H193V103H192V101L191 100H189L188 99V97H186V98H184L183 99V97L182 98H176ZM205 99H202L203 101L205 100ZM210 99H211V97H210ZM229 99V98H228ZM240 99V98H239ZM238 99V100H239ZM259 99V100H260ZM262 99H261V101H262ZM40 100V99H39ZM52 100V101H51ZM76 100V99H75ZM74 100V101H75ZM199 100L200 99H198V103H201V102H199ZM201 100V101H202ZM213 100V99H212ZM224 100V99H223ZM223 100H222V102H223ZM41 101V100H40ZM70 101V100H69ZM76 101H78V100H76ZM85 101V100H84ZM154 101V100H153ZM161 102H162V100H160ZM159 101V102H160ZM202 101V102H203ZM207 101V100H206ZM209 101V100H208ZM221 101V100H220ZM255 101V100H254ZM253 101V102H254ZM59 102V101H58ZM170 102H171V100H170ZM194 102V101H193ZM197 102V101H196ZM211 102V101H210ZM221 102V103H222ZM259 102V101H258ZM41 103V102H40ZM84 103V102H83ZM87 103V104H86ZM204 103V102H203ZM202 103V104H203ZM209 103V102H208ZM224 103V102H223ZM246 103V102H245ZM257 103V102H256ZM42 104V103H41ZM44 104V103H43ZM64 105L66 104L65 102L63 103ZM163 104V103H162ZM166 104H168V103H166ZM194 104H195V102H194ZM206 104H207V102H206ZM259 104H260V102H259ZM259 104H257L258 106H259ZM149 105L151 106L150 108H149ZM201 105V104H200ZM244 105V104H243ZM254 105H255V107H257V105L254 103ZM254 105H253V107L252 108H254ZM61 106H62V104H61ZM60 106V107H61ZM73 106V105H72ZM75 106H76V104H75ZM170 106V105H169ZM171 106V107H172ZM178 106H179V108H178ZM208 106V105H207ZM225 106V105H224ZM157 107V106H156ZM155 107V108H156ZM166 107V106H165ZM194 107H196L197 108V106H194ZM222 107V106H221ZM226 107H227V105H226ZM230 107V106H229ZM250 107V108H251ZM47 108V109H48ZM63 108V107H62ZM73 108V107H72ZM228 108V107H227ZM231 108V107H230ZM263 108V107H262ZM261 108V109H262ZM157 109V108H156ZM155 109V110H156ZM161 109V108H160ZM169 109H171V108H169ZM203 109V108H202ZM207 109V108H206ZM214 110H215V108H213ZM221 109V108H220ZM226 109V108H225ZM225 109H223L222 111H219V112H213L212 110H211V115H209V117H208V122L210 123V122H212V123H214V124H217L218 125V129H220L221 131H222V129L221 128H224V127H226L225 126V123H224V121L226 120V119H224L223 117H225L224 115L225 114H223L224 112L226 113V111L227 110H225ZM256 109V108H255ZM260 109V110H261ZM70 110V109H69ZM148 110V111H149ZM197 110V109H196ZM225 110V111H224ZM230 110V109H229ZM254 110V109H253ZM257 111H258V109H256ZM47 111V110H46ZM164 111V110H163ZM200 110L198 109V111L197 112H199ZM224 111V112H223ZM264 111V110H263ZM161 112V111H160ZM193 112H195V110L193 111ZM234 112V111H233ZM256 112V111H255ZM154 113H156V112H153V118H155V120L157 119V115L156 114H158V113H156V114H154ZM214 113V114H213ZM258 113V112H257ZM260 113V112H259ZM51 114V115H52ZM148 114H150L149 112H148ZM147 114V112L145 113V115H146V117L147 116H149V119H150V117H151V120H152V116H150V115H148ZM151 114H152V112H151ZM197 114V113H196ZM229 114H230V112H229ZM49 116H50V114H48ZM145 115H141V116H144V118H145ZM205 116L207 115V114H204ZM228 115V114H227ZM260 115H262L261 113H260ZM49 116H48V118H49ZM54 116V117H55ZM141 116H139L138 117V119L140 118V120H141ZM159 116H161V113L159 114ZM196 116V115H195ZM233 116V115H232ZM236 116H239L237 113H236ZM50 117H53V116H50ZM162 117V116H161ZM171 117V118H172ZM173 117V118H174ZM227 117V116H226ZM234 117V116H233ZM232 117V118H233ZM148 118V117H147ZM205 118H207V117H205ZM204 117L202 118V119H205ZM58 119V120H60L59 122H58V120L56 121V120ZM148 119V120H149ZM168 119V118H167ZM50 120V119H49ZM144 120V119H143ZM160 120H162V119H160ZM174 120V119H173ZM224 120V121H223ZM51 121V120H50ZM92 121H94L93 122V124L91 123ZM146 121H147V119H146ZM60 122H62V123H65L66 124V126H65V124L64 125H62ZM153 122V121H152ZM173 122V121H172ZM233 122V121H232ZM232 122H230V123H232ZM57 123V124H56ZM60 123V124H59ZM155 123V121L153 122V124ZM175 123V124H176ZM201 123H203V122H201ZM208 123V124H209ZM234 123V122H233ZM95 124H96V126H95ZM144 125L142 128H141V130H140V128L139 127H141L142 125ZM152 124V123H151ZM150 124V126H152ZM178 124V123H177ZM207 124V125H208ZM213 124V125H214ZM228 124V123H227ZM78 125H79V128H81V126L83 127V128H81V129H78ZM91 125V126H90ZM192 125V126H193ZM212 125V124H211ZM231 125V124H230ZM235 125V124H234ZM234 125H233V127H234ZM77 127V129H74V127ZM94 126H95V128H97V130L94 128ZM139 126V127H138ZM154 126V125H153ZM152 126V127H153ZM173 126H175V125H173ZM173 126H171V127H173ZM203 126V125H202ZM227 126H229V124L227 125ZM232 126V125H231ZM231 126H230V128H231ZM239 126V125H238ZM75 127V128H76ZM90 127H92V128H90ZM99 127V128H98ZM152 127H151V129L150 130H152ZM170 127V128H171ZM200 127H201V125H200ZM205 127V126H204ZM154 128V127H153ZM174 128V127H173ZM173 128H171V132H172V130H174L172 133H174V132H176V133H178V135L180 134V131L181 130H179L178 128H175V129H173ZM216 128V127H215ZM244 129H245V127H243ZM242 128V129H243ZM93 129H95L94 131H93ZM99 129V130H98ZM138 129V130H137ZM179 130V132H177L176 130ZM196 129V128H195ZM203 129V128H202ZM201 129V130H202ZM234 129H235V127H234ZM237 129H240L239 127H237ZM247 129V128H246ZM143 130V131H142ZM153 130H155V128L153 129ZM156 130H158V129H156ZM160 130V129H159ZM165 130H167V129H165ZM165 130H163L164 132H165ZM168 130H169V128H168ZM167 130V131H168ZM198 130V129H197ZM201 130H198V132L200 133V136H201ZM219 130V131H220ZM224 130V129H223ZM230 130V129H229ZM144 131H146V132H144ZM170 131H168V133L170 132ZM181 131V132H182ZM188 131H192V130H188ZM187 130H186V132L187 133H190V132H188ZM196 131V130H195ZM203 131V130H202ZM207 130L205 129V132H206ZM209 131H210V129H209ZM220 131V132H221ZM238 131H240V130H238ZM254 131V130H253ZM255 131H256V129H255ZM31 132V131H30ZM152 131H150V132H147L148 134H150ZM155 132V131H154ZM157 132V131H156ZM161 132H162V130H161ZM216 132H217V129H216ZM233 132V131H232ZM236 132V131H235ZM242 132H243V130H242ZM247 132V131H246ZM251 132V131H250ZM258 132V131H257ZM256 132V133H257ZM260 132V131H259ZM33 133V132H32ZM166 133V132H165ZM172 133H170V134H172ZM186 133V135H188L189 137H190V135L189 134H187ZM195 133H197V132H195ZM207 133V132H206ZM229 133V132H228ZM230 133H231V131H230ZM148 134H146L147 136H148ZM157 134V133H156ZM184 134V135H183ZM190 134H192V133H190ZM198 134V133H197ZM203 135L202 136H207V134H205L204 135V132L202 133ZM209 134V133H208ZM223 134V133H222ZM254 134V133H253ZM183 135V136H182ZM224 135V134H223ZM226 135V134H225ZM224 135V136H225ZM228 135V134H227ZM251 135V134H250ZM258 135V134H257ZM257 135H256V137H257ZM147 136H145L146 138H147ZM150 136V135H149ZM153 136H154V134H153ZM156 136V135H155ZM160 136H163V135H160ZM159 136V137H160ZM164 136H166V135H164ZM172 136V135H171ZM175 136V135H174ZM182 136V137H181ZM188 136H186L187 138L185 139H183V142H184V140H188V142H185V144L186 143H193V141H194V143L196 144L198 141H197V139L195 138V137H197V135H194L195 137H193V141H191V138H189ZM205 136V137H206ZM208 136H211L210 134L208 135ZM214 136V135H213ZM248 136V135H247ZM157 137V136H156ZM170 137V136H169ZM199 137V136H198ZM228 137V136H227ZM231 137V136H230ZM235 137V136H234ZM255 137V136H254ZM254 137H253V139H254ZM145 138V139H146ZM151 138V137H150ZM149 137H148V140L150 139ZM161 138H163V137H161ZM194 138H195V140H194ZM201 138V137H200ZM213 138V137H212ZM215 138V137H214ZM217 138V137H216ZM226 138V137H225ZM233 138V137H232ZM236 138H237V135H236ZM235 138V139H236ZM157 139V138H156ZM167 139V138H166ZM204 139V137L202 138V140ZM209 138L207 137V140H208ZM211 139V138H210ZM209 139V140H210ZM219 139V138H218ZM222 139H223V136H222ZM229 138H227V140H228ZM161 140V139H160ZM178 140H180V142H177V143H181V139H178ZM202 140L201 141H199V142H202ZM206 140V138L204 139V142H206L205 141ZM209 140L207 141V142H209ZM213 140V139H212ZM216 141V144L217 143H219L218 141H220V144H222V143H224L223 141H227V140H218L217 141V139H215ZM232 140V139H231ZM237 140V139H236ZM239 140V139H238ZM144 141V140H143ZM143 141H142V143H143ZM150 141V140H149ZM154 141V140H153ZM167 141V140H166ZM169 141V140H168ZM173 141V140H172ZM177 140H175V142H176ZM190 141V142H189ZM195 141H197V142H195ZM221 141H222V143H221ZM232 141H234V140H232ZM145 142H148L147 140L145 141ZM151 142V141H150ZM156 142V141H155ZM163 142H164V140H163ZM181 143V145L183 144L184 145V143ZM203 142V143H204ZM206 142V143H207ZM229 142H231V141H229ZM228 142V143H229ZM235 142V141H234ZM243 142V141H242ZM26 143V142H25ZM167 143V142H166ZM166 143H164V144H166ZM171 143V142H170ZM213 143V142H212ZM226 143V142H225ZM224 143V144H225ZM238 143V142H237ZM241 143V142H240ZM140 144H141V142H140ZM149 144V143H148ZM163 144V145H164ZM194 144V145H195ZM198 144H202V143H197L196 145L200 148V146L198 145ZM205 144V143H204ZM209 144H211V143H209ZM214 144V143H213ZM227 144V143H226ZM229 144H231V143H229ZM146 146H148L147 144H145ZM144 145V146H145ZM150 145L152 146V144L150 143ZM153 145H154V143H153ZM156 145H159L160 147H158L159 149H162L163 147H161V143H156ZM167 145V144H166ZM170 145V144H169ZM171 145H172V143H171ZM177 145V144H176ZM179 145V144H178ZM182 145V146H183ZM206 145V144H205ZM207 145H208V143H207ZM228 145V144H227ZM237 145H239V143L237 144ZM139 146V145H138ZM145 146V147H146ZM155 146V145H154ZM181 146V147H182ZM190 146V145H189ZM192 146V145H191ZM197 146H196V148H197ZM202 146V145H201ZM221 146V145H220ZM223 146V145H222ZM243 146V145H242ZM85 147H89L88 149H90L89 151H86L85 150ZM136 147V148H135ZM153 147V146H152ZM156 147V146H155ZM177 148H178V146H176ZM185 147H187V145L185 146ZM185 147H184V149H185ZM203 147V146H202ZM229 147V146H228ZM139 148H141V145L139 146ZM143 148V147H142ZM149 148V147H148ZM157 148V147H156ZM169 148V147H168ZM171 148V147H170ZM206 148V147H205ZM221 148V147H220ZM219 148V149H220ZM226 148H227V146H226ZM243 148V147H239V146H237V148H236V146H235V149L234 150H236V152H237V154L238 153H240V152H238V150H241V149ZM87 149V150H88ZM145 149H147V147L145 148ZM155 149V148H154ZM165 149V148H164ZM183 149V148H182ZM187 149V148H186ZM185 149V150H186ZM204 149V148H203ZM228 149V148H227ZM244 149V148H243ZM130 150H133V151H131V152H129ZM148 150V149H147ZM150 150H153L152 148L150 149ZM155 150H158V149H155ZM168 150V149H167ZM171 150H172V148H171ZM191 150V149H190ZM189 150V151H190ZM201 150V149H200ZM127 151V152H126ZM164 151V150H163ZM162 151V152H163ZM187 151H188V149L186 150V153H187ZM199 151V150H198ZM228 151V150H227ZM226 151V152H227ZM242 151H244V150H242ZM88 152H90V153H88ZM129 152V154H127ZM137 152V151H136ZM164 152H166V151H164ZM180 152V151H179ZM192 152V151H191ZM193 152H196V151H193ZM225 152V151H224ZM229 152V151H228ZM230 152H232L231 150H230ZM229 152V153H230ZM138 153V152H137ZM140 153H142V152H140ZM144 153V152H143ZM142 153V154H143ZM182 153V152H181ZM184 153V152H183ZM199 153V152H198ZM201 153V152H200ZM245 153V152H244ZM141 154V155H142ZM157 154H158V152H157ZM168 154V153H167ZM172 154V153H171ZM195 154H197V153H194V155H192V154H190V155H192L193 157H195ZM202 154V153H201ZM222 154H224V153H222ZM226 154V153H225ZM234 154V153H233ZM44 155V154H43ZM140 155V154H139ZM153 155V154H152ZM151 155V156H152ZM162 155H163V153H162ZM170 155V154H169ZM173 155H176L174 152H173ZM184 155V156H185ZM199 155V154H198ZM198 155H196V157L198 156ZM203 155V154H202ZM199 156V157H201V158H203V156H205V155H203V156ZM207 155V154H206ZM242 156H241V159H242V157H243V155L244 154H241ZM252 155V154H251ZM89 156H90V158H89ZM150 156V157H151ZM166 156V154H164V157ZM212 156V155H211ZM214 156V155H213ZM221 156H223V155H221ZM226 156H227V154H226ZM228 156H229V154H228ZM159 157V156H158ZM158 157H156V158H158ZM168 157V156H167ZM176 157V156H175ZM209 157H210V155L208 156V159H209ZM216 157H217V155H216ZM224 157V156H223ZM231 157V156H230ZM237 157V156H236ZM239 157H240V155H239ZM254 157V156H253ZM13 158V159H12ZM30 158V157H29ZM34 158V157H33ZM64 158H65V160H64ZM141 158H142V156H141ZM161 158V157H160ZM166 158V157H165ZM169 158H170V156H169ZM173 158V156L170 158V159H172ZM222 158V157H221ZM228 157H226V159H227ZM234 158V157H233ZM250 158V157H249ZM255 158V157H254ZM52 159V158H51ZM55 158H53L52 160H56ZM92 159H98V162L97 163H94V164H97V166H95L94 164H93V160ZM100 159V160H99ZM114 160L115 161V163H114V161H111V160ZM163 159V158H162ZM168 159V158H167ZM204 159V158H203ZM202 159V160H203ZM247 159V160H246ZM246 159H243V160H246L247 162H245V163H248V158H246ZM72 160V159H71ZM156 160V159H155ZM220 160H222V159H217V161H220ZM250 160V159H249ZM24 161V160H23ZM59 161V160H58ZM101 163H100V162ZM128 163H127V162ZM146 161V162H145ZM162 161V160H161ZM187 161H188V163H189V165L187 166ZM201 161V160H200ZM223 161V160H222ZM237 161V160H236ZM235 161V163L237 164V162ZM251 161H253V159H251ZM25 162V161H24ZM67 162V161H66ZM70 162H72V161H70ZM80 162V163H79ZM96 162V161H95ZM158 162V161H157ZM168 162V161H167ZM229 162V161H228ZM240 162V161H239ZM254 162V161H253ZM98 163H99V165H98ZM204 163V162H203ZM210 162H208V164H209ZM214 163V162H213ZM224 163V162H223ZM223 163H222V165L221 164H219L220 166H223ZM242 163V162H241ZM244 163V164H245ZM141 164V163H140ZM173 164V165H172ZM196 164H197V167H196ZM243 164V163H242ZM252 164V163H251ZM91 167V168H89V166ZM169 165H172V166H169ZM211 165V164H210ZM209 165V166H210ZM226 165H228V164H226ZM248 165H249V163H248ZM255 165V164H254ZM35 166V165H34ZM203 166V165H202ZM213 166V165H212ZM219 166V167H220ZM257 166H258V164H257ZM93 167V168H92ZM168 167V168H167ZM187 167H189V169H187ZM207 167V166H206ZM224 167H225V165H224ZM224 167H223V169H224ZM227 167V166H226ZM229 167V166H228ZM227 167V168H228ZM238 167V166H237ZM239 167H241V164H240V166ZM79 168V169H78ZM221 169H222V167H220ZM227 168H226V170H227ZM233 168H235V167H233ZM255 168H256V166H255ZM260 168H262V167H260ZM12 169H14V168H12ZM35 169V168H34ZM76 169H77V171H76ZM206 169V168H205ZM254 169V168H253ZM258 169H259V167H258ZM204 170V169H203ZM203 170H201L200 169V171H203ZM240 170V169H239ZM255 170V169H254ZM260 170H262V169H260ZM74 171H76V172H74ZM187 173H186V172ZM188 171L189 172H192L191 174H189L188 173ZM219 171H220V169H219ZM223 171V170H222ZM243 171V170H242ZM259 171V170H258ZM240 172H241V170H240ZM240 172H239V174H240ZM18 173V172H17ZM30 173V172H29ZM224 174H226L225 172H223ZM229 173V172H228ZM257 173V172H256ZM20 174V173H19ZM201 174V173H200ZM244 174V173H243ZM243 174L242 175H238V174H236V175H238L239 177L238 178H230L231 180H229L230 181V187L232 188V189H234V191L236 190V188H239V187H241V185H244L245 186V182L246 181H249L250 180V178L248 177L249 176V174H248V176H243ZM190 175V176H189ZM198 175V174H197ZM196 175V176H197ZM246 175V174H245ZM252 175V174H251ZM254 175V174H253ZM252 175V176H253ZM191 176H192V178H191ZM199 176V175H198ZM197 176V177H198ZM24 177V176H23ZM25 177H26V175H25ZM27 177H29V175L27 176ZM204 176L202 175V178H199V179H203V180H205L204 178H203ZM247 177L249 178V180H247ZM254 177V176H253ZM189 178V179H188ZM207 178V177H206ZM228 178H229V176H228ZM190 179H192V180H190ZM198 178H196V180H197ZM209 179V178H208ZM234 179V180H233ZM258 179V178H257ZM77 180V179H76ZM233 180V181H232ZM79 181V180H78ZM200 181L201 180H199V182L198 183H200ZM207 181V180H206ZM253 181H254V179H253ZM258 181V180H257ZM262 181V180H261ZM76 182V181H75ZM81 182V183H82ZM227 182V181H226ZM249 182H251V181H249ZM260 182V181H259ZM80 183V184H81ZM193 183V184H192ZM198 183H197V185H198ZM206 183V182H205ZM261 183V182H260ZM77 184V183H76ZM207 184V183H206ZM223 184V183H222ZM247 184V183H246ZM250 184V183H249ZM256 184H257V182H256ZM86 185H89V187L87 186L86 187ZM196 185V186H197ZM202 185H204V184H202ZM227 185H229V183L227 184ZM255 185V184H254ZM253 185V186H254ZM258 185V184H257ZM78 186H79V184H78ZM205 186H207V185H205ZM223 186H224V184H223ZM250 186V185H249ZM77 187V186H76ZM80 187V186H79ZM79 187H78V190H79ZM200 187V186H199ZM199 187H197V188H199ZM203 188H204V186H202ZM212 187V186H211ZM247 187V186H246ZM255 187V186H254ZM81 188V187H80ZM82 188H84L83 186H82ZM216 188V187H215ZM215 188H213V190L215 189ZM221 188V187H220ZM242 188H243V186H242ZM245 188V187H244ZM243 188V189H244ZM259 188V187H258ZM96 189H94L95 191L94 192H96ZM255 189V188H254ZM254 189H250L249 190V193H255L256 191L254 190ZM76 190V189H75ZM83 189H81V191H82ZM85 190V189H84ZM84 190H83V192H84ZM200 190H201V188H200ZM203 190V189H202ZM211 190V189H210ZM216 190V189H215ZM214 190V191H215ZM219 189L217 188V191H218ZM238 190H240V189H238ZM262 190V189H261ZM212 191V190H211ZM210 191V192H211ZM223 191V190H222ZM233 190H231L230 191V194H231V192H232ZM234 191H233V193L232 194H235L234 193ZM245 191V190H244ZM77 192V191H76ZM76 192L74 193V195L76 194ZM80 192V191H79ZM227 192V191H226ZM229 192V191H228ZM238 192V191H237ZM240 192V191H239ZM248 192V191H247ZM260 192V191H259ZM71 193V192H70ZM73 193V192H72ZM71 193V194H72ZM241 193V192H240ZM244 193V192H243ZM256 193H258V192H256ZM256 193L255 194H253V195H251L250 196V199H251V202H253V200H252V198L253 199H255L254 197H256L255 195H256ZM209 194V193H208ZM220 194V193H219ZM226 194V193H225ZM238 194V193H237ZM246 194V193H245ZM248 194V193H247ZM246 194V195H247ZM78 195V194H77ZM99 195V196H98ZM227 195V194H226ZM229 195V194H228ZM236 195V194H235ZM234 195V196H235ZM244 196V198H246V197H249V195L248 196ZM258 195V194H257ZM261 195V194H260ZM76 196V195H75ZM102 196V197H101ZM221 196V195H220ZM253 196V197H252ZM259 196V195H258ZM262 196H263V198H262ZM262 196H260V197H258V198H260V199H264V195H262ZM76 197H78V196H76ZM101 199H100V198ZM217 197V196H216ZM219 197V196H218ZM217 197V198H218ZM226 197V196H225ZM252 197V198H251ZM72 197H70V199H71ZM205 198V197H204ZM212 198V197H211ZM220 198V197H219ZM230 198V197H229ZM229 198H228V200H229ZM257 198V197H256ZM72 199H75V197H73ZM83 199H82V201H83ZM200 199H201V201H200ZM206 199L207 198H205V201H206ZM210 199V198H209ZM246 199H248V200H250L249 198H246ZM204 200V199H203ZM208 200V199H207ZM212 200H213V198H212ZM217 200V199H216ZM220 200V199H219ZM223 200V199H222ZM225 200V199H224ZM245 200V199H244ZM248 200L246 201V203L245 204H247V202H248ZM257 200V199H256ZM74 201V200H73ZM77 201V200H76ZM79 201H81V200H79ZM86 201H83V202H86ZM208 201H210V200H208ZM230 201H231V199H230ZM240 201V200H239ZM241 201L243 202V200L241 199ZM207 202V201H206ZM218 202V201H217ZM227 202V201H226ZM229 202V201H228ZM256 202V201H255ZM74 203V202H73ZM78 203V202H77ZM94 203V202H93ZM205 203V202H204ZM211 203V202H210ZM220 203V202H219ZM219 203H217V204H219ZM239 202H237V204H238ZM97 204V205H96ZM227 204V203H226ZM229 204V203H228ZM228 204H227V206H228ZM257 204V203H256ZM255 204V205H256ZM72 205V204H71ZM70 205V206H71ZM74 205V204H73ZM71 206V208L73 207L74 208V206ZM223 205H225V203L223 204ZM222 205V206H223ZM250 205V204H249ZM253 205V204H252ZM254 205V206H255ZM208 206V205H207ZM212 206H213V204H212ZM240 206L242 207V205L240 204ZM246 206H248V204L246 205ZM263 206V205H262ZM75 207V208H76ZM82 207V206H81ZM85 207H87V209L85 208ZM209 207H210V205H209ZM218 207H219V205H218ZM221 207V206H220ZM225 207V206H224ZM237 207V206H236ZM245 207V206H244ZM253 207V206H252ZM84 208H85V210H84ZM222 208V207H221ZM80 209L82 210V211H80ZM218 209V208H217ZM228 209H229V211H230V208L228 207ZM248 209H250L249 208V206H248ZM260 209H262V208H260ZM70 210V212H71V209H69ZM210 210V209H209ZM220 210V209H219ZM223 210V209H222ZM224 210H225V208H224ZM214 211V210H213ZM218 211V210H217ZM233 211H234V209H233ZM237 211V210H236ZM240 211V210H239ZM242 211V214H243V210H241ZM251 211V210H250ZM73 212H75V214L73 213ZM201 212H202V214H201ZM219 212V211H218ZM223 212V211H222ZM225 212V211H224ZM262 212V211H261ZM261 212H259V213H261ZM209 213V212H208ZM208 213H207V215L206 216H208ZM215 213V212H214ZM234 213V212H233ZM232 213V214H233ZM236 214H237V212H235ZM247 213V212H246ZM216 214V213H215ZM239 214H241V213H239ZM72 215V216H73ZM221 215V214H220ZM222 215H224V214H222ZM234 215V214H233ZM244 215V214H243ZM243 215H241L240 216V218L242 217L243 218ZM249 215H250V218H251V214L249 213ZM252 215H254V214H252ZM213 216V215H212ZM219 216V215H218ZM217 216V217H218ZM225 216V215H224ZM230 217V219H232V215H229ZM235 216V215H234ZM68 217V216H67ZM71 217V216H70ZM125 217L127 218V217H130V218H128V219H131L132 218V220L131 221H135L133 224H136L135 226H134V228L133 229H131V227H130V229L129 228H124V226L123 227H121L120 225V222H121V220L124 218V220H125ZM205 218V221H204V219L203 218ZM215 217V216H214ZM213 217V218H214ZM216 217V218H217ZM221 217V216H220ZM237 217V216H236ZM235 217V218H236ZM245 217H248L247 215H245ZM66 218V217H65ZM219 218V217H218ZM227 219H229L228 217H226ZM234 218V217H233ZM238 218H239V216H238ZM215 219V218H214ZM221 219H222V217H221ZM225 219V218H224ZM68 221H70V219H67ZM66 220V221H67ZM78 220V221H77ZM218 220V219H217ZM243 220V219H242ZM211 221V220H210ZM214 221V220H213ZM240 221H241V219H240ZM82 222H83V224H82ZM124 221H122V223H123ZM127 222V221H126ZM212 222V221H211ZM225 222V221H224ZM235 222V221H234ZM124 224V223H123ZM223 224V223H222ZM69 225H70V223H69ZM229 225V224H228ZM227 225V226H228ZM237 225V224H236ZM215 226V225H214ZM213 226V227H214ZM227 226H225V227H227ZM232 225H231V222H230V227H231ZM233 226H234V224H233ZM210 227L211 226H209L208 228L210 229ZM212 227V228H213ZM229 227V228H230ZM74 229H75V226L73 227ZM80 228V227H79ZM232 228H234V227H232ZM217 229H218V227H217ZM245 229V230H244ZM71 230H73V229H71ZM213 230V229H212ZM225 230V229H224ZM214 231V230H213ZM219 231V230H218ZM223 232H225V231H223ZM227 232V231H226ZM230 232V233H229ZM71 233H72V231H71ZM86 233V232H85ZM211 233V232H210ZM213 233V232H212ZM215 233V232H214ZM219 233H221V230H220V232ZM218 233V234H219ZM87 234V233H86ZM215 234H217V233H215ZM214 234V235H215ZM217 234V235H218ZM225 234V233H224ZM84 235V234H83ZM83 235H82V238H83ZM223 235V234H222ZM226 235V234H225ZM77 236V235H76ZM79 236H81V235H79ZM86 236V235H85ZM221 236V235H220ZM239 236V235H238ZM78 237V236H77ZM212 237V236H211ZM216 237V236H215ZM219 237V236H218ZM241 237V236H240ZM240 237H238V239L237 240H239V238ZM79 238V237H78ZM82 238H80V239H82ZM213 238V237H212ZM219 238H221V237H219ZM209 239V238H208ZM217 239V238H216ZM231 239V238H230ZM236 239H231V240H236ZM74 240V239H73ZM73 240H71V242H73ZM83 240H84V238H83ZM81 241V242H84L85 243V241ZM91 240V241H90ZM77 241H78V239H77ZM86 241V242H87ZM210 241H212V240H210ZM81 242H79L80 243V245L79 246H81L82 244H81ZM214 242V241H213ZM224 242V241H223ZM238 242V241H237ZM76 243V242H75ZM74 243V244H75ZM84 243H83V245H84ZM209 243H212V242H209ZM208 243V244H209ZM226 243V242H225ZM70 244V243H69ZM73 244V245H74ZM216 244H217V242H216ZM73 245H72V247H73ZM89 245V244H88ZM69 246H71V244L69 245ZM77 246V245H76ZM215 246V245H214ZM230 246V245H229ZM229 246L228 247H225V248H229ZM240 247V248H239ZM75 248V247H74ZM215 248V247H214ZM217 248H218V246H217ZM224 248V249H225ZM243 248V249H244ZM78 249V248H77ZM223 249V250H224ZM68 250L70 251V249L68 248ZM68 251V252H69ZM86 251V252H85ZM225 251H227V250H225ZM81 252V253H82ZM219 252V251H218ZM222 252H224V251H222ZM233 252V251H232ZM236 252H237V250H236ZM70 253V252H69ZM72 253V254H73ZM237 253H239V251L237 252ZM226 254V253H225ZM240 254H241V250H240ZM71 255V254H70ZM236 254L234 253V256H235ZM239 255V254H238ZM232 256V255H231ZM237 256V255H236ZM73 257H75V256H72L71 258H73ZM76 257V258H77ZM241 257V256H240ZM74 259V258H73ZM79 259V258H78ZM73 261V260H72ZM71 262V261H70ZM260 262V263H259ZM71 263H73V262H71ZM68 264H69V262H68Z\"/></svg>",
  "mask_w": 264,
  "mask_h": 264
}]
</instances>
